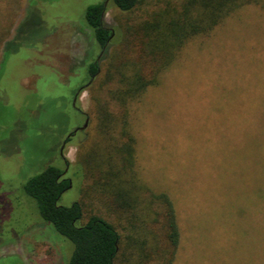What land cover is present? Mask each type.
<instances>
[{
  "label": "rangeland",
  "instance_id": "374dc122",
  "mask_svg": "<svg viewBox=\"0 0 264 264\" xmlns=\"http://www.w3.org/2000/svg\"><path fill=\"white\" fill-rule=\"evenodd\" d=\"M30 1L0 0V264L69 261L74 245L24 194L27 182L51 166L72 184L60 206L80 201L85 221L101 216L120 232L116 264H163L171 253L158 194L171 198L180 222L174 264H255L254 237L247 240L244 231L256 219L244 192L264 184V1L191 39L160 84L132 105L133 165L110 161L111 135L102 132L93 96L108 100L102 83L111 60L92 47L85 13L107 3L106 26L119 29L134 52L139 25L180 11L186 0H146L129 13L111 0H32L27 10ZM90 53L102 74L94 91L78 96L82 116L75 98ZM87 121L63 160L66 139ZM107 181L122 182L129 196L117 200L111 184L100 188Z\"/></svg>",
  "mask_w": 264,
  "mask_h": 264
},
{
  "label": "trees",
  "instance_id": "16d2710c",
  "mask_svg": "<svg viewBox=\"0 0 264 264\" xmlns=\"http://www.w3.org/2000/svg\"><path fill=\"white\" fill-rule=\"evenodd\" d=\"M145 1L111 0V3L120 11L129 13ZM263 1L186 0L180 11L175 10L169 14L165 10L140 24L137 31L139 44L134 52H131L134 47L130 48L128 44L125 46L123 43V35L119 29L111 30L106 26V3L101 2L87 8L85 25L82 27L92 37V47L96 46L98 51L104 52L103 60H111L105 75L106 80L102 83L109 87L105 94L108 100L96 93L93 96V101L98 106V115L103 119L100 125L104 128L102 132L111 135L114 155L111 154L110 161L119 157L131 165L135 164L137 140L131 127L132 105L139 102L149 88L160 84L162 75L178 59L184 46L199 35L212 33L243 6ZM31 6L32 0L27 10ZM86 62L89 63L87 78L76 93L92 79L94 82L87 90L94 91L95 84L102 74L101 64L94 59L92 53ZM113 84L114 86L110 87ZM98 90L103 92L104 89ZM80 113L84 115L83 112ZM73 137L68 142H71ZM106 184L110 186L111 182L100 184V188ZM71 187V180L65 177V171L51 166L27 182L24 194L35 201L42 221L74 245L67 264H116L122 242L120 232L114 224L101 216L93 215L85 221V210L80 201L70 207L60 206V198ZM245 187V199H248L256 222L253 221L249 229L244 231V236L247 240L254 237V263L264 264V184ZM111 188V193L117 200H125L130 194L122 182L116 186L111 184ZM105 190L108 191L109 188ZM153 197L163 206L167 241L171 248V253L166 252L163 256V264H174L182 243L177 209L167 194ZM240 211L245 212L242 209ZM249 263L246 260V264Z\"/></svg>",
  "mask_w": 264,
  "mask_h": 264
},
{
  "label": "water",
  "instance_id": "95a60500",
  "mask_svg": "<svg viewBox=\"0 0 264 264\" xmlns=\"http://www.w3.org/2000/svg\"><path fill=\"white\" fill-rule=\"evenodd\" d=\"M92 81H93V79L77 93L75 102L77 101L78 96L90 86V84L92 83ZM87 126H88V121L86 122V124L83 127L78 128L76 131H74V133L76 134L78 131L85 130L87 128ZM65 147H66V144H64L63 149H62V152H64Z\"/></svg>",
  "mask_w": 264,
  "mask_h": 264
},
{
  "label": "flooded vegetation",
  "instance_id": "af4514ba",
  "mask_svg": "<svg viewBox=\"0 0 264 264\" xmlns=\"http://www.w3.org/2000/svg\"><path fill=\"white\" fill-rule=\"evenodd\" d=\"M106 4H107V3H106ZM76 96H77V94H76ZM75 99H76V98H75ZM77 100H78V99H77ZM76 103H77V101L75 102V107H76ZM76 109L79 110L77 107H76ZM79 111H80V110H79ZM74 135H76V134H75V133L71 134V136L68 137V138L66 139V141H65L64 144L67 145L68 141H69ZM63 146H64V145H63ZM62 158H63V160H64V158H65L63 152H62Z\"/></svg>",
  "mask_w": 264,
  "mask_h": 264
}]
</instances>
